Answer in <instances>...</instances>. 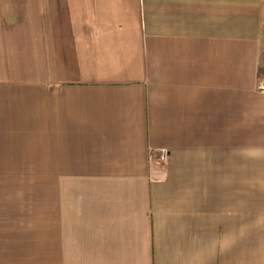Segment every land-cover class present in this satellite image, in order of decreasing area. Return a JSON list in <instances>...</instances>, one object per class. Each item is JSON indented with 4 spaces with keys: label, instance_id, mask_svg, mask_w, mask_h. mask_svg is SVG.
<instances>
[{
    "label": "crops",
    "instance_id": "1",
    "mask_svg": "<svg viewBox=\"0 0 264 264\" xmlns=\"http://www.w3.org/2000/svg\"><path fill=\"white\" fill-rule=\"evenodd\" d=\"M0 264H264V0H0Z\"/></svg>",
    "mask_w": 264,
    "mask_h": 264
}]
</instances>
